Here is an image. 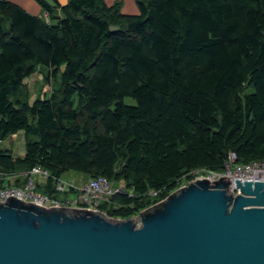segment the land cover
Segmentation results:
<instances>
[{
    "label": "trees",
    "instance_id": "16d2710c",
    "mask_svg": "<svg viewBox=\"0 0 264 264\" xmlns=\"http://www.w3.org/2000/svg\"><path fill=\"white\" fill-rule=\"evenodd\" d=\"M137 5L127 15L118 3L67 0L49 23L0 0V141L24 132L22 156L0 148V186L36 165L51 175L36 189L57 196L54 177L67 171L105 176L132 196L110 195L99 210L126 219L192 169L222 171L229 151L264 159V0ZM42 67L58 87L29 102L24 80Z\"/></svg>",
    "mask_w": 264,
    "mask_h": 264
},
{
    "label": "water",
    "instance_id": "95a60500",
    "mask_svg": "<svg viewBox=\"0 0 264 264\" xmlns=\"http://www.w3.org/2000/svg\"><path fill=\"white\" fill-rule=\"evenodd\" d=\"M234 183L202 177L126 219L9 196L0 264H264V181Z\"/></svg>",
    "mask_w": 264,
    "mask_h": 264
},
{
    "label": "built area",
    "instance_id": "2783aa9c",
    "mask_svg": "<svg viewBox=\"0 0 264 264\" xmlns=\"http://www.w3.org/2000/svg\"><path fill=\"white\" fill-rule=\"evenodd\" d=\"M23 181L20 185H9L8 183L0 186V202H4L9 196H15L26 202H32L45 207H70L86 210H99V205L108 196L118 193H128L122 183L114 184L105 176L89 177L83 183H76L73 180L63 179L62 176L54 177V190L60 196L45 194L38 191L39 180L47 182L51 177L49 172L39 165L33 166L30 170L22 173ZM189 180L202 179L216 180L226 178L231 181L229 187L231 191L238 193L235 187V179L244 181H264V159L252 160L249 162H238L237 155L229 151L223 163L222 171H212L206 168H194L187 173ZM185 185V184H183Z\"/></svg>",
    "mask_w": 264,
    "mask_h": 264
},
{
    "label": "crops",
    "instance_id": "0c3cea01",
    "mask_svg": "<svg viewBox=\"0 0 264 264\" xmlns=\"http://www.w3.org/2000/svg\"><path fill=\"white\" fill-rule=\"evenodd\" d=\"M9 2L18 5L21 7L23 10H25L27 13L40 17L46 22L49 23H55L58 18L62 16V12L60 10V6H64L65 4H61V0H45L50 6L54 8V13L52 14L54 18L50 17L49 14L42 9V7L35 1V0H8ZM104 3L108 6H111L115 3H118L120 6V12L123 14L127 15H137L139 14V8L137 5V0H103ZM32 75V74H31ZM7 139V140H6ZM18 141V151L17 155H23L24 154V132L23 131H17L16 133L10 134L5 139L1 140L0 142H5V149H10L9 148V142L12 140H17ZM2 148V147H0ZM23 150V151H22ZM13 153L15 154V151L12 150ZM5 179L3 181V184L6 183L7 181L10 182H16L18 180V184L20 185L23 181V175L22 173H12V174H6L4 175ZM77 181L76 183H83L85 182L89 177H86L83 179L82 175L78 174L76 177H74ZM15 179V180H13ZM47 182L43 180H39L38 184L45 185Z\"/></svg>",
    "mask_w": 264,
    "mask_h": 264
},
{
    "label": "rangeland",
    "instance_id": "374dc122",
    "mask_svg": "<svg viewBox=\"0 0 264 264\" xmlns=\"http://www.w3.org/2000/svg\"><path fill=\"white\" fill-rule=\"evenodd\" d=\"M59 68H60V71H63L64 64H62ZM45 74H46V70L44 67L37 68V70L32 75H30L29 77H27L24 80L25 86H26L27 91L29 93V97H28L29 102H32L34 99L39 98V97H41V98L49 97L50 94L52 93V91L58 87L59 74L56 77L50 76L49 81L45 80V78H44ZM251 91H252V86H248L245 89H242L240 94L244 95V94L249 93ZM125 101L127 103H130V104L133 103V100L131 98H126ZM18 141H20V139L8 141L9 142L8 146H9L11 151L12 150L15 151V155H17V151H18V145H17ZM4 143L5 142H0V147H2V148L5 147L6 143L5 144ZM77 175L78 174H76L72 171H67L62 175V177H63V179L73 180V182H76L77 180L74 177H76ZM82 177H83V179L85 178L84 175H82ZM13 180H15V179H13ZM187 183L188 182H182L180 184V186H182L183 184H187ZM153 204H151V205H153Z\"/></svg>",
    "mask_w": 264,
    "mask_h": 264
}]
</instances>
